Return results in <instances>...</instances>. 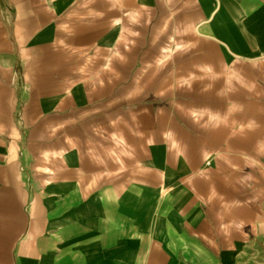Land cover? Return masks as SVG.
Listing matches in <instances>:
<instances>
[{"label": "crops", "instance_id": "crops-1", "mask_svg": "<svg viewBox=\"0 0 264 264\" xmlns=\"http://www.w3.org/2000/svg\"><path fill=\"white\" fill-rule=\"evenodd\" d=\"M0 264H264V0H0Z\"/></svg>", "mask_w": 264, "mask_h": 264}]
</instances>
